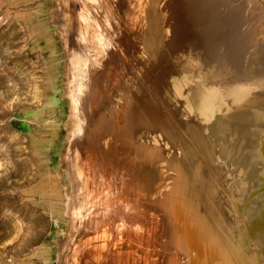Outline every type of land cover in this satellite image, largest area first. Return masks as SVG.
Segmentation results:
<instances>
[{"label":"bare ground","instance_id":"bare-ground-1","mask_svg":"<svg viewBox=\"0 0 264 264\" xmlns=\"http://www.w3.org/2000/svg\"><path fill=\"white\" fill-rule=\"evenodd\" d=\"M126 1H119L115 3L116 6L108 4L107 0L66 1L69 13L65 22V44L70 58L66 74L68 88L65 93L70 99V110L66 118L69 144L65 156L72 166L74 185V197H67L69 203L66 202V209L69 207L67 211L76 222L73 264H205L209 261L206 250L202 254V250L197 249L194 254L186 248L192 243L189 236L196 231L194 207L209 211L212 203L209 199L206 206L199 203L197 195L193 199L185 193L184 197L177 196L182 190H189L190 179L193 182L192 188L201 193L205 188L217 185L216 177L211 174L207 176L201 169L204 166L198 165L199 160L197 161L194 153L191 154L193 151L189 148L190 145L181 144V147L178 143L180 127L160 116L157 117L155 126L151 122L152 118L149 121L145 117L144 83L140 66L145 52L154 53L158 46L151 39L144 41L143 28L141 31L132 29L131 32L128 20L131 15L128 12L129 6L124 5ZM170 2L174 12L179 13L180 6L175 4V0H149L152 11L163 28L167 12L164 6ZM244 3L245 0H187V8L193 13L194 22L202 21L203 17L208 20V37L193 35L194 22H187L185 25L182 23V31L185 26L188 34L181 35L175 27V24H181L175 15L170 21L173 32L170 52L175 58L174 66L166 60L162 51L157 52L160 57L158 64L169 78L185 70L183 63L177 62L188 55L193 62L188 70L200 77L208 96L223 99V112L218 111L221 115H212L211 109H208L212 118L207 122V128L209 127L210 136L213 137V140L210 139L212 146L217 148L219 144L218 155L224 161L225 169L230 163L235 168L233 163L236 158L243 159L245 156L244 167L249 170L250 157L252 159L258 156L263 159L264 155V87L258 84L261 78L256 74L242 76L228 70L222 60L212 57L214 54L205 47L211 44V36L215 33L219 34L218 43L227 42L229 34L223 31L222 23L229 21L232 23L230 28L233 32L234 29L236 31L232 33L234 38L228 40L229 56L226 57L233 59V53H241L244 45L239 38L238 28L244 16ZM200 4L208 5V10L199 9ZM223 5L230 6L229 11H225V8L223 10ZM146 20L149 24L153 21L149 13ZM232 34L230 35L233 36ZM18 58L19 56L16 61ZM18 68L7 74L0 73L1 160L4 158L3 150L7 142L5 134L10 132L13 138H21L16 133L17 127H21V131L31 136L33 143L44 152L66 114V107L63 105V113L55 121L60 100L57 103L55 97L50 95L51 90L46 86L48 82L35 72ZM131 68L134 71L137 69L139 75L134 71L131 73ZM54 77L55 73L46 77L51 87ZM129 79H132L134 89L130 88ZM52 92L55 93V89ZM149 103L152 102L147 104ZM176 114L178 113L173 112L172 116H176L182 123L187 139L195 143L198 146L196 149L203 155L204 147L207 148L204 141L206 137H203L197 124L193 125L191 120ZM47 127L52 128L49 134L52 138L44 133V128ZM160 130L166 137L164 140L167 146L169 140L172 148L178 146L184 153L183 161L178 159L179 161L174 162V156L171 155L166 160L161 155L170 154L171 147L169 152L158 147L160 156L155 162H167L164 166L168 172L166 181L174 180L175 186V179L180 182L178 169L187 168L180 189L174 187L165 192L163 197H158V192L148 188L144 178L145 162L150 161V152L146 153L144 149V143L148 140L146 135L153 134L156 140L154 143L159 144L157 140L160 136L155 134H159ZM150 145L148 146L157 148L153 143ZM206 155H211L210 149ZM4 162H0V165H4ZM238 165L241 167L242 164ZM15 202V199L4 200L1 209L10 204L14 211L31 216V208L27 203L17 205ZM216 206L219 217L224 218L222 204L218 202ZM55 208V205H50L53 215ZM204 224V231L208 232L207 236L211 241L215 236L214 230H209L205 220ZM4 227L5 223L0 220L1 232ZM230 242L227 239L224 243L217 240V244L208 247L214 264H260L261 256L257 252L247 251L248 247L238 244V240Z\"/></svg>","mask_w":264,"mask_h":264},{"label":"rangeland","instance_id":"rangeland-1","mask_svg":"<svg viewBox=\"0 0 264 264\" xmlns=\"http://www.w3.org/2000/svg\"><path fill=\"white\" fill-rule=\"evenodd\" d=\"M66 1L0 0V73L7 74L19 67L18 69L35 72L36 75L43 76V80L48 82L46 86L51 90L49 91L50 95L55 97L57 103L60 100L55 121L63 113L62 106L66 107V114L60 122L51 144L44 152L33 143L31 136L21 131V127L16 129V133H19L21 138H13V134H10V132L5 134L7 142L3 150L4 158L0 159V162L5 161L4 165H0V209L4 200L12 201L15 199L17 205L27 203L32 213L29 217L25 216L20 211H14L10 204L0 210V220L5 223L3 231H0V264H73L72 250L77 237L76 222L71 216L72 214L67 211L69 207L66 209L67 203H69L67 202L68 199L74 197L72 166L65 156L69 144V129L67 128L68 121H66V118L70 110V99L65 93L68 88L66 74L69 64L68 59L70 58L65 44L67 37L65 22L69 13V4ZM119 1L107 0L108 4L111 5ZM175 4L180 6L179 13L174 12L171 2L168 5L163 4L167 10L165 23H163L165 28L158 22L149 0H127L124 5L125 7L129 6L128 12L131 17L128 20L131 32L132 29L141 31L143 28L144 41L151 39L158 46V50L154 53L145 52L143 63L140 66V75H142L144 83L145 117L149 121L153 119L154 122L153 120L151 122L155 126L157 117L160 116L180 127L181 133H178V143L180 145H190L189 148L193 151L191 154L194 153L197 161L199 160L198 165L204 166L201 169L206 172L207 176L211 174L216 177L217 185L214 188L207 187L201 193L197 192L196 188L195 190L192 188L191 183L193 182H190V179L189 190H182L180 195L177 196L181 198L182 195L184 197L185 193L193 199V196L197 195L199 203L206 206L207 199L212 203L209 211H202L193 206L196 209L194 216V219H197L194 226L196 231L194 230V233L189 236L192 243L188 242L189 246L186 249L194 254L197 253V249H201L202 254L206 250L209 261L205 264H214L208 247L214 243L217 244V240L223 243L226 242V239L228 242L238 240V244H244L248 247L247 251L257 252L261 256L260 264H264V155L263 159L258 156L253 157V161L250 157L249 170L244 167L243 160L245 156L243 159L241 157L236 158L235 163H233L235 168L230 163L226 165L227 168L225 169L224 161L218 155L219 144L216 142L217 148L212 146L211 140H213V137L210 136L209 127L207 128V122L212 118L211 114L221 115L219 113L223 112V99L208 96L200 77L193 71L188 70L193 63L188 55L183 56L177 62V64L179 61L182 62L185 70L171 78L167 77L158 64L160 57L157 52L160 50L164 53L166 60L172 62L171 66H174L175 58L170 52L172 46L170 41L171 36H173L170 21L173 20V17L176 15L177 20L180 21V26L175 24V27L183 36L188 34V30L184 25L187 22H194L193 13L188 11L187 8V0H175ZM244 6L243 13L244 16H247L241 18L240 27L238 28L239 38L244 45L241 53H237L238 55L233 53V59L226 57L229 51L228 40L234 38L232 33L236 31L233 27L234 32L230 28L232 23L229 21H227L228 23H222L223 31L230 36L226 35L227 42L222 43L221 41L218 43L219 34L215 33L211 36L212 42H209L211 46L205 45V47L215 55L212 57L216 60L221 59L228 70L242 76L256 74L261 78L258 84L264 87V0H245ZM198 8L207 11L208 5L200 4ZM222 8L229 11L230 6L223 5ZM148 13L153 20L150 24L146 20ZM182 23L184 24L183 31ZM194 24L195 26L192 27L194 36L198 37L199 35L204 38L206 35L205 37H208L210 30L207 29L209 22L206 17H203L202 21H195ZM132 34L134 35V33ZM188 39H190L189 36ZM218 44L219 46H217ZM223 45L225 48H223ZM18 56L19 58L16 61ZM168 65L170 64L168 63ZM133 69H130L131 73L134 71ZM134 72L139 75L137 69ZM53 73H55L52 83L54 88L49 85L50 81L46 80V77L53 75ZM132 84V79H129L130 88H133ZM54 89L55 93L52 92ZM150 98L151 100H149ZM148 102L152 103L147 104ZM208 109H211V114ZM173 112L178 113L177 116L181 115V117L191 120L193 125L197 124V128H200L203 137L208 140L206 141L203 138L205 139V146H207V148L204 147L203 155L196 149L198 146L187 139L182 123L176 116H172ZM33 127H36V125H33ZM44 129L45 135L52 138L49 135L52 128L47 127ZM159 132V134L158 132L155 134V136H160L157 140L159 144H155L158 142L154 143L153 134L146 135L148 140L144 143L146 147L144 149L146 153L150 152L148 153L150 161L145 162L144 178L148 183V188L158 192V197L160 195L163 197L165 192L174 189V187L180 189L187 168L184 170L178 169L177 174L180 182L175 179V186L174 180L166 181L168 172L164 166L167 165V162L164 164L163 161L156 163L155 159L160 156L158 147L169 152L171 143L168 140L169 146H167L164 140L165 135L161 130ZM215 141L217 140L215 139ZM152 143L156 145V149L149 147ZM209 149L211 155L208 157L206 153H209ZM181 151V148L177 146L172 148L170 154L162 153L161 155L166 160L172 155L175 158L174 162L183 161L184 153ZM251 155L253 156V154ZM43 158H45V161H42ZM238 164H242L241 167ZM218 202L223 206L224 218L223 216L219 217V209L216 206ZM51 204L56 207L54 215L50 210ZM34 208L36 209L34 210ZM14 213L16 216H14ZM204 220L207 222L209 230H214L215 236L211 241L207 236L208 232L204 231L203 226H206ZM225 220L226 222H224ZM15 223L17 224L15 225ZM17 229H21L20 232ZM232 258L234 259L233 256ZM199 263L203 264L202 262ZM234 264L237 263L234 262Z\"/></svg>","mask_w":264,"mask_h":264}]
</instances>
